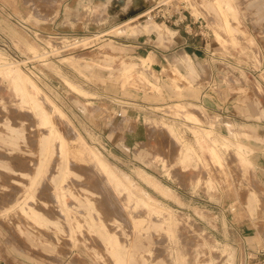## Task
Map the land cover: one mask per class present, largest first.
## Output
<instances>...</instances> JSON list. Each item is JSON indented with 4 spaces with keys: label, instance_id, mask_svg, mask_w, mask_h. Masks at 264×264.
Returning a JSON list of instances; mask_svg holds the SVG:
<instances>
[{
    "label": "rangeland",
    "instance_id": "374dc122",
    "mask_svg": "<svg viewBox=\"0 0 264 264\" xmlns=\"http://www.w3.org/2000/svg\"><path fill=\"white\" fill-rule=\"evenodd\" d=\"M164 1L79 43L41 35L29 6L0 8V70H16L42 105L0 75V264L263 259L264 180L249 149L253 124L264 120L256 0H178L207 21L209 33L190 31L212 40L220 56L190 63L176 55L161 72L152 56H129L113 40L147 31L169 41L173 29L148 20ZM208 86L240 109L247 128L191 104ZM51 127L65 138L62 152ZM30 196L35 215L22 209ZM110 236L120 241V263Z\"/></svg>",
    "mask_w": 264,
    "mask_h": 264
},
{
    "label": "crops",
    "instance_id": "0c3cea01",
    "mask_svg": "<svg viewBox=\"0 0 264 264\" xmlns=\"http://www.w3.org/2000/svg\"><path fill=\"white\" fill-rule=\"evenodd\" d=\"M151 3L152 0H0V8L9 12L17 8L23 11L25 6H29L31 20L35 22L32 26L46 29L40 30L41 35L78 37L112 31L116 24L129 21L135 15L145 11ZM13 4L15 7L12 9ZM252 10H257L258 26L254 23L253 26H255L256 35L259 36V33L264 32V0H256L255 4H252ZM43 15L47 21L38 23L37 20L42 19ZM167 27L176 33L169 41L163 35L159 36L147 31H140L135 35L116 33L114 35L116 39L113 41L117 48L121 47L123 53L134 58L146 60L152 56L151 67L157 66L161 72L164 67H167L166 65L171 64V60L176 55L191 57L190 63L191 59L199 62L205 57L213 59V56H220H217L218 52L214 51L216 47L212 40H204L198 37L197 33L195 36L192 35L190 27H187V31L184 27L179 29L173 26ZM260 39L261 50L264 51V39ZM189 66L195 71L192 65ZM204 92L205 94H201V97L192 99L191 104L201 105L211 116L218 117L217 119L237 123L243 128L248 127L247 122L237 120L242 118L240 117L242 113L236 105H231L229 98H221L213 93L216 92L215 89L209 86L203 90ZM253 125V143L249 146L251 162L258 167L260 178L264 180V120L260 119Z\"/></svg>",
    "mask_w": 264,
    "mask_h": 264
},
{
    "label": "built area",
    "instance_id": "2783aa9c",
    "mask_svg": "<svg viewBox=\"0 0 264 264\" xmlns=\"http://www.w3.org/2000/svg\"><path fill=\"white\" fill-rule=\"evenodd\" d=\"M167 1L160 2L151 8L149 12L154 14H152L150 18L148 17V20L154 19L157 21L161 19L162 24L173 26L178 29L184 27L186 31L187 27H190L192 30L194 26H197L202 30L200 34H203L202 32L205 30L209 33L207 21L202 16L196 17L186 1L176 0V4H169ZM197 35H199V33H197ZM73 38L76 43H79L81 41L80 39H84V37L80 36ZM260 256H263V259L260 260L258 264H264V251H260Z\"/></svg>",
    "mask_w": 264,
    "mask_h": 264
},
{
    "label": "bare ground",
    "instance_id": "6f19581e",
    "mask_svg": "<svg viewBox=\"0 0 264 264\" xmlns=\"http://www.w3.org/2000/svg\"><path fill=\"white\" fill-rule=\"evenodd\" d=\"M227 26H229L228 22H226ZM145 28L146 27H150L149 25L148 26H144ZM133 68H130L128 69L129 71H131ZM0 75L2 76H6V77H9L10 79L13 80V82H21L19 85L17 84V88L19 90H21L22 93H26V96L28 97L29 101L33 104L34 107H42L41 104L38 103V100H37V96L34 95V94H31L29 91H28V84L27 83H24L22 82L23 78L21 76H17L16 75V70H14L13 68H8L7 70H0ZM68 83L73 87V89H75L76 91H79L80 92V88L74 84L73 82L71 81H68ZM186 116L192 120V121H199V118L196 114H193V113H190V114H186ZM50 122L49 120V116L48 114H45L44 115V124H48ZM9 124V122H8ZM49 134L52 136L50 141H54V140H58L60 142V145L59 147L61 148V152L62 150H64V147H65V144H66V141H65V138L61 135L58 134V131L54 128L51 127L50 131H49ZM49 143V141H48ZM241 152L243 153V149L240 148ZM215 154H216V158L220 159L221 157L219 156V153L215 151ZM105 170L108 171L109 173H111L113 175V173L107 168V166H105ZM108 169V170H107ZM59 194V193H58ZM59 196V195H57ZM34 198V196H30L28 197V200L25 201V204L23 206V211L25 213H28V214H33L35 215L36 214V210L33 208V206L30 204V200ZM107 243L112 247V253L115 257V259L117 260V262H121L122 260V257H121V244H120V241L117 237H108L107 238Z\"/></svg>",
    "mask_w": 264,
    "mask_h": 264
}]
</instances>
